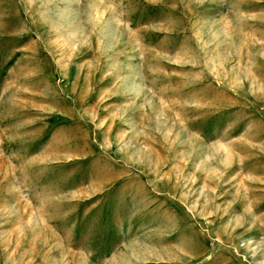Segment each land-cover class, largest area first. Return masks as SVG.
Listing matches in <instances>:
<instances>
[{
	"label": "rangeland",
	"instance_id": "obj_1",
	"mask_svg": "<svg viewBox=\"0 0 264 264\" xmlns=\"http://www.w3.org/2000/svg\"><path fill=\"white\" fill-rule=\"evenodd\" d=\"M0 264H264V0H0Z\"/></svg>",
	"mask_w": 264,
	"mask_h": 264
}]
</instances>
